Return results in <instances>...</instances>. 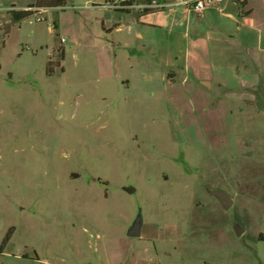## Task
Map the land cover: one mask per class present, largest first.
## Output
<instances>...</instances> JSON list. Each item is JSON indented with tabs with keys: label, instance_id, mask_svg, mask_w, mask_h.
Segmentation results:
<instances>
[{
	"label": "rangeland",
	"instance_id": "obj_1",
	"mask_svg": "<svg viewBox=\"0 0 264 264\" xmlns=\"http://www.w3.org/2000/svg\"><path fill=\"white\" fill-rule=\"evenodd\" d=\"M35 1L0 0V264H264L258 89L189 103L106 0Z\"/></svg>",
	"mask_w": 264,
	"mask_h": 264
},
{
	"label": "crops",
	"instance_id": "obj_2",
	"mask_svg": "<svg viewBox=\"0 0 264 264\" xmlns=\"http://www.w3.org/2000/svg\"><path fill=\"white\" fill-rule=\"evenodd\" d=\"M151 1L166 7L147 14L138 10L110 11L112 15L108 17L118 23L111 24L110 31L122 33L121 25H127L128 33L137 36L145 47L154 46L159 64L166 71L167 85L171 87L181 80L182 86H189L190 90L182 95L188 97L189 103H195V92H201L197 86L207 91L213 83L221 88L234 85L239 93L236 97L242 102H251L245 97L256 89L257 97L264 98V0H222L200 13L185 6L196 0ZM114 40L98 52L103 58L102 68L108 71L111 63H118ZM108 51L114 58L106 54ZM122 84L129 87L131 82L126 79ZM212 102L210 97L209 106ZM219 103V108L225 105L230 109L227 97L219 99ZM204 106L201 111L206 113L209 106ZM229 114H233L232 110ZM205 140L212 143L213 138Z\"/></svg>",
	"mask_w": 264,
	"mask_h": 264
},
{
	"label": "trees",
	"instance_id": "obj_3",
	"mask_svg": "<svg viewBox=\"0 0 264 264\" xmlns=\"http://www.w3.org/2000/svg\"><path fill=\"white\" fill-rule=\"evenodd\" d=\"M113 1L114 0H106V4L112 3ZM150 1L151 0H129L128 3L121 5L122 9L117 10L116 12H129L131 10H134L132 9V6L134 4H141ZM65 6H66V0H36L35 4L30 8H28L27 10L11 11V13L15 16L17 20H21L27 15L31 13H39L41 10H44L45 8L58 9V8H63ZM152 11H157V10H147L141 14H147Z\"/></svg>",
	"mask_w": 264,
	"mask_h": 264
},
{
	"label": "built area",
	"instance_id": "obj_4",
	"mask_svg": "<svg viewBox=\"0 0 264 264\" xmlns=\"http://www.w3.org/2000/svg\"><path fill=\"white\" fill-rule=\"evenodd\" d=\"M129 0H114L112 3L106 4V8L109 11L116 12L117 10L122 9L121 5L128 3ZM222 0H196L195 2H187L185 6L193 11L200 13L207 9L208 7L220 3ZM166 6L158 4L156 1L145 2L141 4H134L132 9L138 10L143 13L147 10H158L164 9Z\"/></svg>",
	"mask_w": 264,
	"mask_h": 264
},
{
	"label": "water",
	"instance_id": "obj_5",
	"mask_svg": "<svg viewBox=\"0 0 264 264\" xmlns=\"http://www.w3.org/2000/svg\"><path fill=\"white\" fill-rule=\"evenodd\" d=\"M213 194L218 198L220 204L224 209L226 210L230 209L231 206L233 205V202L226 196V194L222 192H214ZM130 235L131 237H136L137 233L136 234L131 233Z\"/></svg>",
	"mask_w": 264,
	"mask_h": 264
},
{
	"label": "flooded vegetation",
	"instance_id": "obj_6",
	"mask_svg": "<svg viewBox=\"0 0 264 264\" xmlns=\"http://www.w3.org/2000/svg\"><path fill=\"white\" fill-rule=\"evenodd\" d=\"M223 193V192H222ZM227 196V195H226Z\"/></svg>",
	"mask_w": 264,
	"mask_h": 264
}]
</instances>
